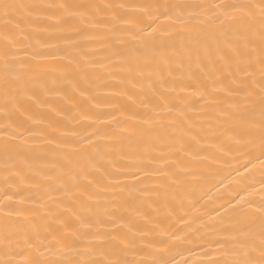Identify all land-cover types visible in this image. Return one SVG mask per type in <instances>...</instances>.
<instances>
[{"label":"bare ground","instance_id":"6f19581e","mask_svg":"<svg viewBox=\"0 0 264 264\" xmlns=\"http://www.w3.org/2000/svg\"><path fill=\"white\" fill-rule=\"evenodd\" d=\"M5 2L0 264H261L260 0Z\"/></svg>","mask_w":264,"mask_h":264},{"label":"snow or ice","instance_id":"6c2138e0","mask_svg":"<svg viewBox=\"0 0 264 264\" xmlns=\"http://www.w3.org/2000/svg\"><path fill=\"white\" fill-rule=\"evenodd\" d=\"M23 7L22 5H17L14 3H2L0 4V16L5 18V24H8L11 22V18L13 15V12L15 10H18L19 8ZM49 8L52 7H59L61 9L65 8V5H59V6H54V5H49ZM74 7H82V8H93L96 7L95 5H76ZM241 9H246L248 10L246 12L245 17H241L242 20L246 19L248 21H255L259 20L260 24V43H261V58H260V64L262 65L261 68V79L264 80V0H260L259 4H244L239 6ZM254 41H250L252 43ZM262 103H264V97H262ZM260 136H261V142L264 144V124H262L260 128ZM262 245V252H261V264H264V240L261 241ZM223 264H252L251 261H242L240 259H234L231 261L225 260Z\"/></svg>","mask_w":264,"mask_h":264}]
</instances>
